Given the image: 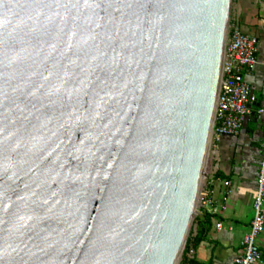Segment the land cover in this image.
Here are the masks:
<instances>
[{
	"label": "water",
	"instance_id": "obj_1",
	"mask_svg": "<svg viewBox=\"0 0 264 264\" xmlns=\"http://www.w3.org/2000/svg\"><path fill=\"white\" fill-rule=\"evenodd\" d=\"M230 4L0 0V264L185 263Z\"/></svg>",
	"mask_w": 264,
	"mask_h": 264
},
{
	"label": "crops",
	"instance_id": "obj_2",
	"mask_svg": "<svg viewBox=\"0 0 264 264\" xmlns=\"http://www.w3.org/2000/svg\"><path fill=\"white\" fill-rule=\"evenodd\" d=\"M232 26L259 40L258 64L245 74L256 102L251 106L239 136H222L214 140L212 172L206 192L216 204H225L227 209L211 214L201 207L198 219L203 221V226L206 223L207 236L198 244L191 242L185 264L191 260L196 264H235L236 257L243 252V237L254 218V192L264 143V114L259 113L264 106V0H231L227 32ZM218 223L223 224L221 231L217 229ZM197 230L198 222L193 237ZM258 245L264 264V231Z\"/></svg>",
	"mask_w": 264,
	"mask_h": 264
},
{
	"label": "built area",
	"instance_id": "obj_3",
	"mask_svg": "<svg viewBox=\"0 0 264 264\" xmlns=\"http://www.w3.org/2000/svg\"><path fill=\"white\" fill-rule=\"evenodd\" d=\"M259 40L241 33L237 26L227 32L224 45V58L219 82L218 105L215 138L239 136L250 114L251 106L256 102L245 74L258 64ZM264 114V106L259 109ZM229 186V183H225ZM202 208L211 214L226 211V205H218L205 193ZM221 231L223 224L218 223ZM232 230V228H230ZM264 231V143L259 166L257 188L254 192V218L248 233L243 237V252L236 257L235 264H263V253L258 245L259 236ZM193 253V252H191Z\"/></svg>",
	"mask_w": 264,
	"mask_h": 264
},
{
	"label": "trees",
	"instance_id": "obj_4",
	"mask_svg": "<svg viewBox=\"0 0 264 264\" xmlns=\"http://www.w3.org/2000/svg\"><path fill=\"white\" fill-rule=\"evenodd\" d=\"M206 218H208L207 215H206ZM207 220L209 221V219H207ZM197 222H198V230H197L196 235L194 237H192V233H191V235L187 241L185 251L183 253V258H185L186 252L189 250V244L191 242H193L194 244H198V243H200L206 239L207 232H208V230L205 226L206 223L204 222V226H203V221L201 219H198ZM181 264H183V263H181ZM187 264H196V262L191 260Z\"/></svg>",
	"mask_w": 264,
	"mask_h": 264
},
{
	"label": "bare ground",
	"instance_id": "obj_5",
	"mask_svg": "<svg viewBox=\"0 0 264 264\" xmlns=\"http://www.w3.org/2000/svg\"><path fill=\"white\" fill-rule=\"evenodd\" d=\"M220 82V81H219Z\"/></svg>",
	"mask_w": 264,
	"mask_h": 264
}]
</instances>
